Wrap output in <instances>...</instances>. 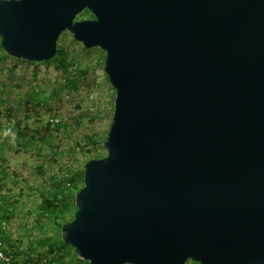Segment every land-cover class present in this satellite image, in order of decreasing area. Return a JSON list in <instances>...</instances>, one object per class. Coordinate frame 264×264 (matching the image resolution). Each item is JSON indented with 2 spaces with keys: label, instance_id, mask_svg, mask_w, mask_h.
Returning a JSON list of instances; mask_svg holds the SVG:
<instances>
[{
  "label": "water",
  "instance_id": "95a60500",
  "mask_svg": "<svg viewBox=\"0 0 264 264\" xmlns=\"http://www.w3.org/2000/svg\"><path fill=\"white\" fill-rule=\"evenodd\" d=\"M63 32L105 53L115 97L62 243L88 264H264V0H0L6 55L47 62Z\"/></svg>",
  "mask_w": 264,
  "mask_h": 264
},
{
  "label": "rangeland",
  "instance_id": "374dc122",
  "mask_svg": "<svg viewBox=\"0 0 264 264\" xmlns=\"http://www.w3.org/2000/svg\"><path fill=\"white\" fill-rule=\"evenodd\" d=\"M57 51L69 66L55 57L29 63L0 50V204L7 210L0 237L11 243L16 264H50L60 247L49 244L60 229L39 216L41 195L50 193L54 180L82 175L88 161L106 155L100 143L112 122L115 91L103 70L105 53L84 49L68 32L58 38ZM34 91L38 100L28 98ZM18 123L26 136L16 135ZM86 137L99 145L94 148ZM75 210H61L58 221L71 222ZM72 249L63 251L68 263Z\"/></svg>",
  "mask_w": 264,
  "mask_h": 264
},
{
  "label": "trees",
  "instance_id": "16d2710c",
  "mask_svg": "<svg viewBox=\"0 0 264 264\" xmlns=\"http://www.w3.org/2000/svg\"><path fill=\"white\" fill-rule=\"evenodd\" d=\"M84 14H88L91 18V15L88 11H84L80 15L83 16ZM1 53L6 56V53L0 48ZM63 55L61 51L56 52V56L54 58V61L59 62L60 66L67 67L69 66L68 64H65L63 60ZM71 66V64H70ZM39 92V91H38ZM38 92L34 91L33 93L28 95V98L30 100L37 99L38 100ZM21 127L20 123L14 125V130H16V135L17 136H26V134L21 133ZM24 130L26 132L27 127H24ZM85 141L89 142L90 144L94 145V148L99 145L97 141H94L91 137H86ZM103 142L100 143V148H102ZM102 156L96 155L92 159H100ZM79 183L81 185H79ZM83 186V174L82 175H73L70 178H65L59 181L54 180L53 184L51 185V191L50 193H47L46 195L42 194V199L40 203V213L39 216L42 218H46L48 221L52 222L53 224L57 225L59 229L61 228L62 225L65 224V222H59L58 217L59 214H61V210H67L70 209L71 207L75 208L74 205V195L79 189ZM7 210L2 207L0 204V218L4 220V213H6ZM69 223V222H67ZM1 233V232H0ZM3 238L0 237L1 244L4 248V252L8 253L11 255L13 258H15L16 253L14 250L11 249L10 245L11 243L7 240L6 237L2 236ZM49 246H54L56 249L60 247L59 250L55 251L56 255L53 256L48 262L50 264H88L87 262L81 261L77 259L73 253L72 255V260L71 262H66L65 259V253H63L65 247H70L68 245H65L62 243L61 236H57V240L55 239L54 241L49 244ZM10 249L9 251L7 248ZM70 249H72L70 247ZM51 249L50 254H53L54 251ZM73 250V249H72ZM47 262V260H46ZM193 264H197L195 262H192Z\"/></svg>",
  "mask_w": 264,
  "mask_h": 264
},
{
  "label": "built area",
  "instance_id": "2783aa9c",
  "mask_svg": "<svg viewBox=\"0 0 264 264\" xmlns=\"http://www.w3.org/2000/svg\"><path fill=\"white\" fill-rule=\"evenodd\" d=\"M0 264H16L11 255L4 252V248L0 241Z\"/></svg>",
  "mask_w": 264,
  "mask_h": 264
},
{
  "label": "flooded vegetation",
  "instance_id": "af4514ba",
  "mask_svg": "<svg viewBox=\"0 0 264 264\" xmlns=\"http://www.w3.org/2000/svg\"><path fill=\"white\" fill-rule=\"evenodd\" d=\"M89 19H93V17L91 16V18ZM188 264H193L192 261H187Z\"/></svg>",
  "mask_w": 264,
  "mask_h": 264
}]
</instances>
